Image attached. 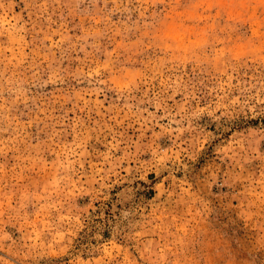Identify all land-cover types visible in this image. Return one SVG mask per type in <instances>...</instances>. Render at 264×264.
I'll return each mask as SVG.
<instances>
[{
    "label": "rangeland",
    "instance_id": "obj_1",
    "mask_svg": "<svg viewBox=\"0 0 264 264\" xmlns=\"http://www.w3.org/2000/svg\"><path fill=\"white\" fill-rule=\"evenodd\" d=\"M0 264H264V0H0Z\"/></svg>",
    "mask_w": 264,
    "mask_h": 264
}]
</instances>
